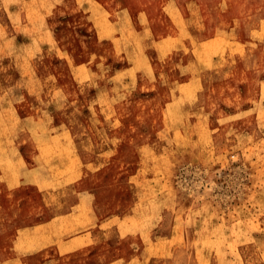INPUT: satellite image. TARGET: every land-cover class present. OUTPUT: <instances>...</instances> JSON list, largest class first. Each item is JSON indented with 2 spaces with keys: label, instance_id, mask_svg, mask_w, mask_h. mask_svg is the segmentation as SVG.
<instances>
[{
  "label": "rangeland",
  "instance_id": "rangeland-1",
  "mask_svg": "<svg viewBox=\"0 0 264 264\" xmlns=\"http://www.w3.org/2000/svg\"><path fill=\"white\" fill-rule=\"evenodd\" d=\"M98 1L0 0V146L47 165L0 188V264H264V0ZM43 204L82 248L25 255Z\"/></svg>",
  "mask_w": 264,
  "mask_h": 264
},
{
  "label": "crops",
  "instance_id": "crops-1",
  "mask_svg": "<svg viewBox=\"0 0 264 264\" xmlns=\"http://www.w3.org/2000/svg\"><path fill=\"white\" fill-rule=\"evenodd\" d=\"M76 2L80 3V6L83 5V3L87 2L90 3L91 5H94L93 0H74ZM97 2H99L98 0H95ZM132 7L131 6H124L121 9V13L122 16L124 18L127 17V15H129L132 18ZM143 14H145L148 18L147 12L146 10H142L140 17ZM90 17H92V19H97L99 18V16L96 14V11H90V15H88ZM103 16V15H102ZM103 18L102 20H105L104 17H100ZM143 21V20H142ZM118 21H115V23ZM108 27L114 26V21H110V18L108 20ZM16 89L13 90V94L15 93ZM31 91V90H30ZM12 94V96H13ZM12 106L11 109L15 108L14 103L12 102ZM5 108L3 107V105L0 106V113L4 112ZM51 135V134H50ZM15 137V136H14ZM2 135H0V140L2 139ZM5 139H8V141L13 139L12 134L10 133L7 137H5ZM48 139H50V136H48ZM11 144L13 142H10ZM45 143V142H44ZM43 143V144H44ZM46 144V143H45ZM0 146V188H3L5 191V193L13 191V190H17L22 183H24V181L30 179V183H36L38 184L39 182H43V180L45 179V171H46V166L44 161L40 160L37 161L36 163L31 164L30 166H28V158H26L24 156V152L22 150V146H9L8 147H2ZM40 150L41 148H44V146H39ZM6 148V149H4ZM12 148V149H11ZM10 190V191H8ZM3 192V191H2ZM0 192V197H3L1 195ZM13 192H10L9 195H13ZM80 196L81 199L79 202H77L78 204L76 206H82V203H86L88 204V206H90L91 209H93V205H94V193L90 190H84L80 192ZM10 202H12V199L10 200ZM10 202H4V205L7 206L9 205ZM4 210L3 206L0 203V213H2V211ZM8 213H11L8 211ZM76 212L75 211H67L65 213H52L50 210V207L47 206V204H43V212L42 213H38L36 215H34L33 217L35 218V220H38V223L31 226V224L29 226L28 225H24L23 229H21L18 233H17V238L16 241H19L21 239L20 235L22 233H26V232H30V231H37L40 233H36L34 232V237H33V242L30 246H26L24 248V251H27L25 255L27 254H33L35 252L38 251H42L52 245H57V249L58 251H60V253L65 254L74 250H78L80 248H82L83 246V242H80L83 239H87L88 236L92 233V230H80L77 233L71 234L67 237H65L64 239H62V241L60 242H49V243H40L39 240L42 239L44 236H48L49 228L57 222H60L63 219H67L70 218L72 216H74ZM26 226V227H25ZM17 228V227H16ZM20 227H18L19 229ZM42 229V230H37V229ZM74 240V241H73ZM77 243H75L76 241ZM72 241V243H71ZM68 243V244H67ZM70 244V245H69ZM73 246H72V245ZM67 245V246H66ZM75 245V247H74ZM79 245V246H77ZM74 247V248H73ZM17 262L18 263H22L20 257H13L12 259L8 260V262Z\"/></svg>",
  "mask_w": 264,
  "mask_h": 264
},
{
  "label": "bare ground",
  "instance_id": "bare-ground-1",
  "mask_svg": "<svg viewBox=\"0 0 264 264\" xmlns=\"http://www.w3.org/2000/svg\"><path fill=\"white\" fill-rule=\"evenodd\" d=\"M84 119V118H83ZM86 119V118H85ZM96 122V121H95ZM68 127V126H67ZM90 127H91V125H90ZM69 128V127H68ZM93 131V130H92ZM10 132V131H9ZM85 133V132H84ZM87 133V132H86ZM12 134H14V133H12ZM75 134V133H74ZM93 134V133H92ZM13 136V135H12ZM5 138V137H4ZM72 138V137H71ZM112 138V137H111ZM97 139V138H96ZM9 145V144H8ZM11 146V145H10ZM75 146V145H74ZM3 147V146H2ZM2 147H1V149H2ZM5 147V146H4ZM8 148H9V146H8ZM76 148V147H75ZM4 149H6V148H4ZM12 149V148H11ZM50 203V202H49ZM125 224V223H124ZM74 241V240H73ZM76 241V240H75ZM81 241H84V240H81ZM71 243H72V241H71ZM75 243H77V241L75 242ZM68 244V243H67ZM70 245V244H69ZM72 245V244H71ZM67 246V245H66ZM73 246V245H72ZM77 246H79V245H77ZM74 247H75V245H74ZM73 247V248H74ZM80 247V246H79Z\"/></svg>",
  "mask_w": 264,
  "mask_h": 264
}]
</instances>
